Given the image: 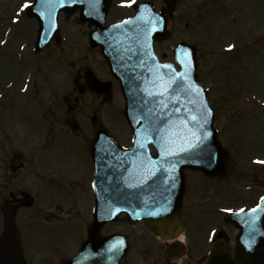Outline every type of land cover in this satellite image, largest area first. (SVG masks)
Returning a JSON list of instances; mask_svg holds the SVG:
<instances>
[{"label":"rangeland","instance_id":"374dc122","mask_svg":"<svg viewBox=\"0 0 264 264\" xmlns=\"http://www.w3.org/2000/svg\"><path fill=\"white\" fill-rule=\"evenodd\" d=\"M30 1L0 0V182L20 181L19 176L7 177L10 164L19 163L17 156L8 158L12 153L22 155L29 165L34 147L29 136L45 131L54 135L57 147L64 140L66 152L78 162L75 168L87 179L91 174L87 145L73 137L91 136L102 126L119 144L130 143L123 98L104 58L89 46L90 28L78 22L77 14L69 18L60 13L59 33L40 52L32 51L37 23L22 10ZM131 1L113 0L106 22L130 15L132 10L123 5ZM152 1L158 7L164 4V0ZM174 2L175 11L167 23L170 37L156 42L157 56L174 62V44L183 40L196 45L198 79L207 90L217 137L229 156L227 173L216 179L217 188L226 183L228 194L237 197L228 205L252 195L255 200L264 189H246L253 174L246 173L245 165L251 158H264V0ZM88 74L98 81L94 88L84 80ZM63 119L74 123V129H60ZM255 165L249 166L251 172L264 180V165ZM189 177L206 195L208 181L196 173ZM27 183L33 186L35 180L29 177ZM39 189L47 194L44 185ZM218 191L224 194L222 187Z\"/></svg>","mask_w":264,"mask_h":264},{"label":"water","instance_id":"95a60500","mask_svg":"<svg viewBox=\"0 0 264 264\" xmlns=\"http://www.w3.org/2000/svg\"><path fill=\"white\" fill-rule=\"evenodd\" d=\"M109 3L110 0H34L26 12L39 24L36 51L58 33L59 11L69 17L78 11L79 22L94 25L89 32V43L92 47L100 46L108 69L119 80L125 99L124 115L133 134L132 147L124 149L104 128H97L90 142L93 185L96 196L109 198L97 199V203L107 213L121 205V211L131 214L133 219H142L153 232L168 237L180 224L183 169L189 167L209 176L221 175L225 172L226 153L212 127L213 109L197 80L195 46L181 41L173 47L178 70L170 63L159 62L154 55L153 41L168 37L165 23L167 14L173 10L172 4L167 3L161 17L153 14L149 5L145 10L150 12L145 17L139 14L137 19L104 27ZM149 142L156 150L155 157L147 151ZM15 209L14 203L3 208L0 264H26L14 224ZM254 210L250 211L251 215L259 209ZM105 216L111 218L109 214ZM263 218L264 201L260 216L256 217L259 227L240 225L241 243L235 256L227 248L218 247L209 252V258L240 259V262L203 264H264ZM256 233L260 237L259 245L253 242L258 237Z\"/></svg>","mask_w":264,"mask_h":264},{"label":"flooded vegetation","instance_id":"af4514ba","mask_svg":"<svg viewBox=\"0 0 264 264\" xmlns=\"http://www.w3.org/2000/svg\"><path fill=\"white\" fill-rule=\"evenodd\" d=\"M162 7L157 6V9ZM39 133L33 136L35 141L28 156V169L26 157L17 156L18 167L10 164L12 171L15 168L22 171L18 177L20 181L11 187L0 186V197L8 195L20 204L15 222L27 264L208 263L205 256L217 241L226 243L231 249L235 246L238 231L227 220L225 210L248 209L256 205L257 199L253 200V195L246 201L228 205L235 197L228 194L226 183L217 188L216 178L205 179L210 189L202 195L199 185L195 186L189 177L195 172L186 171L188 186L181 208V230L173 239L164 240L142 222L131 223L126 213L121 212L110 221H101L94 216L95 201L89 179L92 170L85 179L75 168L78 165L76 157L66 152L64 140L58 142L60 146L57 147L50 131ZM73 138L84 140L86 161L91 168V136ZM17 157L10 156L8 160ZM29 177H33L36 184L29 185ZM43 185L47 194L39 189ZM48 187L52 190L48 191ZM219 187L223 188L224 194H220ZM219 261L222 260H209Z\"/></svg>","mask_w":264,"mask_h":264},{"label":"snow or ice","instance_id":"6c2138e0","mask_svg":"<svg viewBox=\"0 0 264 264\" xmlns=\"http://www.w3.org/2000/svg\"><path fill=\"white\" fill-rule=\"evenodd\" d=\"M23 7H24V8H28V7H29V4H28V3H25V4L23 5ZM231 47H234V45H230V46H229V48H231ZM166 67H169V68H170L171 66L168 65V66H166ZM180 79L183 80V79H186V77H180ZM171 83H175V81H171ZM165 88H166V86H165ZM199 90L202 91V89H199ZM192 119L195 120L196 118L193 117ZM193 135H194V134H193ZM259 162H260V163H264V161H259ZM254 211H255V210H254Z\"/></svg>","mask_w":264,"mask_h":264}]
</instances>
